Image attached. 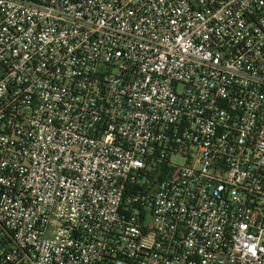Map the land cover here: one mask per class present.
I'll return each instance as SVG.
<instances>
[{"label":"built area","instance_id":"2783aa9c","mask_svg":"<svg viewBox=\"0 0 264 264\" xmlns=\"http://www.w3.org/2000/svg\"><path fill=\"white\" fill-rule=\"evenodd\" d=\"M0 264H264V0H0Z\"/></svg>","mask_w":264,"mask_h":264},{"label":"rangeland","instance_id":"374dc122","mask_svg":"<svg viewBox=\"0 0 264 264\" xmlns=\"http://www.w3.org/2000/svg\"><path fill=\"white\" fill-rule=\"evenodd\" d=\"M173 161H174L175 163H180V162H181V160H180L179 158H175Z\"/></svg>","mask_w":264,"mask_h":264}]
</instances>
